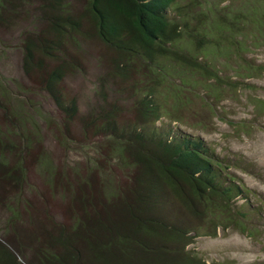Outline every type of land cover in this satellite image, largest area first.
I'll list each match as a JSON object with an SVG mask.
<instances>
[{"label":"rangeland","instance_id":"rangeland-1","mask_svg":"<svg viewBox=\"0 0 264 264\" xmlns=\"http://www.w3.org/2000/svg\"><path fill=\"white\" fill-rule=\"evenodd\" d=\"M202 1L191 8L224 18L241 56L194 50L184 36L175 46L207 60L217 79L107 45L88 0H62V16L52 0H0V241L24 264L137 256L132 241L105 237L96 225L103 221L144 239L155 228L169 253L139 252L151 261L264 264V0ZM150 92L160 120L203 138L231 164L226 171L246 198L192 197L197 212L171 191L155 209L136 204L137 147L106 127L151 124L138 104Z\"/></svg>","mask_w":264,"mask_h":264},{"label":"trees","instance_id":"trees-1","mask_svg":"<svg viewBox=\"0 0 264 264\" xmlns=\"http://www.w3.org/2000/svg\"><path fill=\"white\" fill-rule=\"evenodd\" d=\"M177 1L88 0L87 11L97 36L107 45L141 55L162 69L164 67L159 65L161 57L217 79L218 74L207 60L194 55L191 51L176 47L175 42L184 36L188 44H194V50L197 48L204 51L201 49L210 46L218 53L224 52V55H234L238 58L241 56V41L224 34L229 28L224 18L221 20L210 16V19L203 12H194L191 6L201 5V0H191L187 7H182ZM52 2V7L57 8L62 16L61 12L64 8L62 0H52ZM243 15L248 16L247 13ZM208 20L214 21L215 24L203 31L202 27ZM212 37L213 41H209L208 39ZM211 51L206 52L211 54ZM242 60L245 63L244 59ZM148 97L146 100H138V104H143L141 113L144 118L152 117L151 124L119 129L111 121L108 122L110 126L106 127L113 133L116 131L114 134H120L137 147L136 160L142 168L138 172L135 187L131 190L136 204L139 206L142 202L143 207L151 206L155 209L163 202L162 194L171 191L183 198L191 211L197 212L192 197L203 200L218 196L224 201L233 200L235 197L246 198L248 190L234 182L233 177L226 171L231 164H225L203 138L169 126L160 120L161 109L157 100H154V93L150 92ZM150 97L154 98L150 99ZM5 165L7 164L1 158L0 167ZM153 220L164 222L160 221V218ZM96 225L103 227L107 239L114 237L113 242L121 238L128 242L132 241L136 244L138 255L88 256L90 262L87 264H169L165 261H151L156 256H139V252H144V255L169 253L165 248L166 243L156 242L155 238L158 234L154 231L155 228H145L144 232L147 233L145 237L148 239H144L137 233L134 237L133 233L126 234L121 230V227L125 228L121 224L111 226L103 221ZM172 227L175 231H179L174 224ZM167 236V239L176 237L175 234ZM84 239L88 240V236ZM168 257L170 256H162L164 259ZM56 259L53 257L50 260L51 264H54ZM60 259H63V256H60ZM0 264H24V262L20 257L14 256L0 241Z\"/></svg>","mask_w":264,"mask_h":264}]
</instances>
